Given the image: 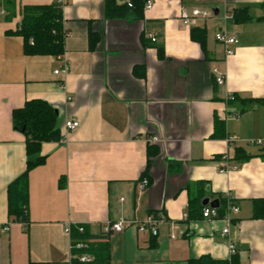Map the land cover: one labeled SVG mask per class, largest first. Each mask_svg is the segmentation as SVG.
Segmentation results:
<instances>
[{"label": "crops", "instance_id": "0c3cea01", "mask_svg": "<svg viewBox=\"0 0 264 264\" xmlns=\"http://www.w3.org/2000/svg\"><path fill=\"white\" fill-rule=\"evenodd\" d=\"M147 1L143 18L110 19L105 0H70L61 10L65 53L56 58L26 55L18 34L25 8L53 1L0 0V264H71L80 226L93 246L109 243L112 264L229 261L230 240L239 264H264V218L254 217L264 147L247 142L264 139V105L252 102L264 98V0ZM195 8L212 16L184 28ZM244 9L250 20L236 22ZM195 28L207 33L206 53L191 38ZM221 31L237 40L231 57L216 40ZM64 60L69 72L56 75ZM31 100L58 111L62 140L44 143L46 163L30 172L25 224L9 218L8 187L27 165L12 113ZM72 120L80 126L69 132ZM238 148L248 157L240 164ZM227 194L239 207L229 237L219 221L188 219L191 200L203 206ZM154 213L166 217L158 235L139 233L133 222ZM119 221L128 224L123 234L100 238L105 223Z\"/></svg>", "mask_w": 264, "mask_h": 264}, {"label": "trees", "instance_id": "16d2710c", "mask_svg": "<svg viewBox=\"0 0 264 264\" xmlns=\"http://www.w3.org/2000/svg\"><path fill=\"white\" fill-rule=\"evenodd\" d=\"M147 0H129L127 3L118 5V0H105L106 15L110 19H119L133 12L137 17L143 18L144 8ZM131 4V6H129ZM246 9L235 13L236 22H247L250 20ZM24 39V51L28 56H53L61 57L65 53L66 33L63 28L61 10L54 4L49 6H37L25 8L23 20L18 32ZM191 38L198 43L206 53L207 33L204 29H192ZM159 56L163 58L162 48L158 49ZM236 100V97H234ZM256 104L264 105V98L252 100ZM14 130L21 132L26 137L27 165L26 171L8 187V214L14 221L28 224L29 212V175L30 172L46 163V157L42 156L41 149L44 143L59 142L62 140L58 129V111L44 100H31L25 103L22 108L12 113ZM223 122H215V137L221 135ZM264 159V148L261 152ZM247 156L241 149H236V161L238 164L247 160ZM151 165V157L148 160V167ZM62 186V183L60 184ZM220 206L218 212L220 217L227 213L229 201L223 196L219 198ZM195 203H197L195 205ZM202 206L200 201L191 200L188 219L201 217ZM159 217L160 214H152ZM162 215V214H161ZM254 217L264 218V200L254 202ZM73 255L78 256L81 252L75 248L76 244L82 241L89 242L90 253L94 260L91 263H81L77 257L71 264H112L111 248L108 242L93 246L92 238L86 232L80 233L78 228L72 230ZM110 235L102 234L100 238L108 240ZM188 264H239L238 256L234 255L229 261H220L205 255L198 259L189 260Z\"/></svg>", "mask_w": 264, "mask_h": 264}, {"label": "built area", "instance_id": "2783aa9c", "mask_svg": "<svg viewBox=\"0 0 264 264\" xmlns=\"http://www.w3.org/2000/svg\"><path fill=\"white\" fill-rule=\"evenodd\" d=\"M52 1H53L54 6L59 10H62L63 8H65L70 2V0H52ZM129 6H131V4H129ZM152 7H153L152 1H147L146 9L150 10L152 9ZM211 16H212L211 12L206 11V10H201L199 8H195L192 10V13L190 16L186 15L184 17V19L182 20V26L184 28L189 27L194 23L196 19H208ZM216 40L220 44L225 46V53L227 57H231L235 54V50L233 46L237 44V40L234 36H231L228 33L221 31L217 33ZM152 41L156 42V38L152 37ZM69 70H70L69 65L67 61L64 60L63 68L55 71V74L56 75H58L59 73L67 74ZM213 73L215 76L216 84L218 86H223L225 84L224 75H222L218 71L217 68L214 69ZM79 126H80V123L78 121L72 120L66 123V129L69 132L78 129ZM153 141L157 142L158 139L154 138ZM227 142L230 146H235L239 141L236 138L231 137L227 140ZM247 142L253 146H257L261 148L264 147V139L249 140ZM223 160L228 161V156H224ZM230 168L231 167L225 166V167H221L220 170L222 172H228ZM147 185H148V181L144 179L139 186L140 191H143L147 187ZM225 198L228 199L229 204H228L227 213L223 217H220V214L218 212L219 208H212L210 206H205L204 209L202 210V219H204L205 221H219L223 223L224 227L222 229V236L229 237L230 228L234 222V217L238 215L239 213V207L233 203V199L232 197H230L229 194H227ZM165 218L166 217L164 215H160L159 217L150 215L144 221L135 220L133 222V225L136 227L139 233L150 232L153 236H157L158 226L162 221L165 220ZM186 218H187V215H186ZM127 226L128 224L125 223L124 221L107 222L104 224L102 228V233L106 235H121L124 233ZM79 232L84 233L85 228L83 226H80ZM172 238H175V237H172ZM228 246H229L231 256H234L236 254V251H235L234 244L231 240L229 241ZM75 248L79 250L81 253L78 256H74V258L77 257L81 263H91L94 260V257L90 253H88V251L90 250L89 242H86V241L79 242L76 244ZM72 250H73V246H72Z\"/></svg>", "mask_w": 264, "mask_h": 264}, {"label": "water", "instance_id": "95a60500", "mask_svg": "<svg viewBox=\"0 0 264 264\" xmlns=\"http://www.w3.org/2000/svg\"><path fill=\"white\" fill-rule=\"evenodd\" d=\"M203 206H210L212 208H219L220 206V202L219 200H215V201H210V199H205L203 201Z\"/></svg>", "mask_w": 264, "mask_h": 264}]
</instances>
